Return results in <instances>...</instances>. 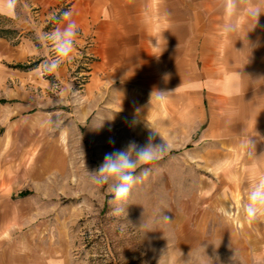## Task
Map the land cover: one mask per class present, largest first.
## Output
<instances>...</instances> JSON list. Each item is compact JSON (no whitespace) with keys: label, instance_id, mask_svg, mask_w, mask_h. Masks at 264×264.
Listing matches in <instances>:
<instances>
[{"label":"rangeland","instance_id":"obj_1","mask_svg":"<svg viewBox=\"0 0 264 264\" xmlns=\"http://www.w3.org/2000/svg\"><path fill=\"white\" fill-rule=\"evenodd\" d=\"M34 1L12 0L18 8V22L25 15L30 17V9L36 19ZM70 1L62 0V13ZM56 15L38 33L34 28L23 31L17 21L0 14V37L13 43L20 38L31 42L27 59L7 62L0 55V61L9 74L20 75L8 87L13 91L27 87L38 99L33 111L37 115H31L35 118L28 122L43 124L44 133H29L28 138L43 142L36 148L30 145L29 150L41 155L45 200L50 207L51 203L59 205L58 222L71 264H264V218L249 223L243 212L255 180L247 175L242 182L235 179V171L229 173L228 165L219 168L212 138L206 135L222 93L205 83L197 95L190 84L188 93L176 89L164 99L152 92H137L135 98H124L119 107L106 97L88 102L84 96L91 63L84 51L55 71L45 70L53 51L42 34L53 31ZM204 30L199 42L211 46L212 36L207 35L213 29ZM208 55L210 61L199 60L198 68L202 71L208 66L204 71L211 74L213 52ZM17 64L22 65L11 68ZM5 91L0 90L1 98L7 96ZM72 91L78 93L75 99ZM57 114L62 120L58 128L45 123ZM102 121V127L96 128ZM152 129L157 132L153 143L165 141L168 150L160 160L144 166L148 174L131 190L126 212L114 214L117 205L108 186L93 185L88 173L98 170L105 154L123 150L131 141L145 145ZM49 215L52 209L46 208V218Z\"/></svg>","mask_w":264,"mask_h":264},{"label":"crops","instance_id":"obj_2","mask_svg":"<svg viewBox=\"0 0 264 264\" xmlns=\"http://www.w3.org/2000/svg\"><path fill=\"white\" fill-rule=\"evenodd\" d=\"M34 5L36 19L28 4L30 17L18 22L12 0H0V14L17 21L25 32L43 31L45 21L56 14L54 29L66 23L61 18L62 0H35ZM66 7L79 28L71 58L84 51L91 63L86 101L106 97L119 107L137 92L155 95L181 89L188 93L191 84L198 95L205 83L212 84L222 94L206 135L212 138L218 167L228 165L229 173L235 171V179L242 182L247 175L252 180L264 175V157L250 158L248 146L252 139L256 157L264 155V14L256 25L253 15L264 12V0H72ZM206 27L213 29L207 35L212 36L211 46L199 42ZM12 41L0 37V55L7 62L27 59L30 40ZM209 51L212 69L206 74L208 66L200 71L198 61L209 62ZM0 62V90L7 93L0 97V264H71L58 222L59 205L50 207L45 200L41 155L29 150L30 145L36 148L43 142L28 138L29 133H44L43 124L28 122L37 115L33 111L38 99L27 87L9 88L20 75L9 74ZM236 189H241V183ZM46 208L52 209L47 218Z\"/></svg>","mask_w":264,"mask_h":264},{"label":"clouds","instance_id":"obj_3","mask_svg":"<svg viewBox=\"0 0 264 264\" xmlns=\"http://www.w3.org/2000/svg\"><path fill=\"white\" fill-rule=\"evenodd\" d=\"M260 14H264V12H253L256 20L255 25L258 22ZM71 17L72 12L70 10L63 12L61 18L66 21L63 27L42 34V38L51 43L53 51L52 58L45 62V70L48 72L57 70L62 63L71 58L76 38L79 35L78 25ZM77 94V91H72L73 99L76 98ZM167 94L168 93L155 92V95L159 99H164ZM103 121L100 122L96 128L102 127ZM45 123L51 125L53 128H58L62 124V120L57 114L52 116L51 119L45 121ZM136 123V120L132 121L133 125ZM155 133L157 132L152 129V133H150L147 143L143 146L138 145L135 141H131L125 149L105 154L104 161L98 170L91 174L88 173L90 182L93 185L108 186L117 205L113 209L114 214H122L126 212L125 205L131 190L142 177H146L148 174V171L144 166L157 162L168 150V145L164 140L162 145L153 143V136ZM248 146L250 147V158L258 160L261 157H264V155H261L258 158L256 157L255 144L252 139L248 142ZM138 169L140 171L137 175L136 173ZM243 212L245 219L249 223L264 218V175L260 176L252 184L247 196V201L243 204ZM234 258L235 253L232 257L233 261H235Z\"/></svg>","mask_w":264,"mask_h":264}]
</instances>
